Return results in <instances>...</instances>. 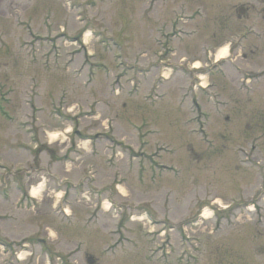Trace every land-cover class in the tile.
Here are the masks:
<instances>
[{
    "label": "rangeland",
    "instance_id": "rangeland-1",
    "mask_svg": "<svg viewBox=\"0 0 264 264\" xmlns=\"http://www.w3.org/2000/svg\"><path fill=\"white\" fill-rule=\"evenodd\" d=\"M88 256L264 264V0H0V264Z\"/></svg>",
    "mask_w": 264,
    "mask_h": 264
},
{
    "label": "flooded vegetation",
    "instance_id": "flooded-vegetation-1",
    "mask_svg": "<svg viewBox=\"0 0 264 264\" xmlns=\"http://www.w3.org/2000/svg\"><path fill=\"white\" fill-rule=\"evenodd\" d=\"M246 11V8H244V7H240V8H238L237 9V13L240 15V14H243L244 12ZM209 51V50H208ZM229 56H231V51H230V53H229V55H227V57L224 59V60H222L221 62H219V63H217L216 65H220V66H222L223 65V63H225V65L227 64V72L229 73V76H231L232 78H234V76H233V70L231 69V71H228V57ZM237 56H241L242 58H244L245 57V55L244 54H238ZM231 62L232 61H234L231 57H230V59H229ZM217 62V60H215L214 59V63H216ZM232 68H234V67H232ZM238 68V67H237ZM236 71H237V69L236 68H234ZM248 72V71H247ZM228 73H227V80H228ZM226 77V76H225ZM260 77V75H258V74H256V73H254V75H253V77L252 78H254V79H257V78H259ZM241 80H243V79H241ZM244 80L245 81H247V82H251V79H250V77H244ZM212 87L213 85H211V84H208L207 85V87ZM210 87V88H211ZM214 87V86H213ZM247 90H248V88H247ZM226 119H228V116L226 117ZM253 210H255V208L253 209ZM250 211H252V210H250Z\"/></svg>",
    "mask_w": 264,
    "mask_h": 264
},
{
    "label": "bare ground",
    "instance_id": "bare-ground-1",
    "mask_svg": "<svg viewBox=\"0 0 264 264\" xmlns=\"http://www.w3.org/2000/svg\"><path fill=\"white\" fill-rule=\"evenodd\" d=\"M88 36H89V32H86L85 33V37L87 39H88ZM226 52H227L226 45H223V46L219 47L218 50H217V52H216V56H217L216 58L218 60L223 59L225 57ZM198 67H199V62L198 61H194L191 68L195 69V68H198ZM213 203H218V202L213 201ZM223 208H227V206L226 207H223ZM247 209L248 210H253L254 209V205L252 204V205L248 206Z\"/></svg>",
    "mask_w": 264,
    "mask_h": 264
},
{
    "label": "water",
    "instance_id": "water-1",
    "mask_svg": "<svg viewBox=\"0 0 264 264\" xmlns=\"http://www.w3.org/2000/svg\"><path fill=\"white\" fill-rule=\"evenodd\" d=\"M87 263L92 264V263H93L92 258H88V259H87Z\"/></svg>",
    "mask_w": 264,
    "mask_h": 264
}]
</instances>
